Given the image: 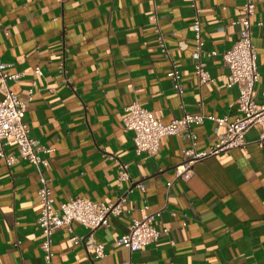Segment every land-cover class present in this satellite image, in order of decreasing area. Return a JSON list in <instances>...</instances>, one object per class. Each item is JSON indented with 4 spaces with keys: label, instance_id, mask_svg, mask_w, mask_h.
Segmentation results:
<instances>
[{
    "label": "crops",
    "instance_id": "obj_1",
    "mask_svg": "<svg viewBox=\"0 0 264 264\" xmlns=\"http://www.w3.org/2000/svg\"><path fill=\"white\" fill-rule=\"evenodd\" d=\"M251 18L258 81L254 101L264 104V0H253ZM244 0H0V61L21 74L7 88L26 100L29 136L51 150L45 177L57 210L71 199L111 204L124 197L123 213L93 233L104 256L95 258L69 242L66 228L52 235V264H264V150L260 128H250L246 152L234 149L175 176L185 132L160 141L155 156L136 155L125 109L137 104L161 123L184 114L235 120L238 90L227 87L220 54L238 40ZM199 11L204 43L201 63L211 82L200 84L191 58V26ZM169 58L158 47L153 18ZM180 42L187 49L179 51ZM216 52L218 56H208ZM180 74L181 95L168 74ZM38 69L41 75L35 74ZM35 83V85H33ZM4 92L0 88V100ZM195 150L208 151L224 132L205 120L193 125ZM0 159V264H43L39 181L15 145ZM128 180H121L120 166ZM170 183V186L168 184ZM142 186V189L139 187ZM159 213L156 244L130 253L116 243L134 219ZM74 235L88 231L76 223Z\"/></svg>",
    "mask_w": 264,
    "mask_h": 264
},
{
    "label": "built area",
    "instance_id": "obj_2",
    "mask_svg": "<svg viewBox=\"0 0 264 264\" xmlns=\"http://www.w3.org/2000/svg\"><path fill=\"white\" fill-rule=\"evenodd\" d=\"M254 10L253 0H244L241 15L233 23L239 27L238 40L229 50L219 55L223 65L228 70L227 87L235 86L238 90V98L235 104L239 116L235 120L229 121L227 117L215 118L202 114H184L180 119L163 124L150 111L137 104H132L125 109L122 124L124 130L133 135L132 140L136 155L155 156L163 138L185 132V137L190 146L183 150L182 160L175 167V176L178 179L188 180L191 177L193 166L204 159L221 153H228L234 149L246 152L245 135L253 126L260 128L256 143L264 150V104H256L253 97L258 81L251 23ZM195 12L196 16L191 26L195 46L191 58L194 61V73L199 83L204 85L211 82V79L200 60L204 43L201 37L199 11L196 10ZM152 23L155 27L156 40L161 54L163 57L169 58V51L165 45L156 15ZM177 48L179 51H184L187 49V45L180 42ZM208 56H218V54L210 52ZM5 69L6 65L0 61V88L4 92V97L0 100V159L4 160L7 165L13 164L15 159L6 156L5 147L15 145L20 158L33 165L37 171L38 198L41 209L36 223L43 238L41 244L44 253L43 264H52V235L62 228H66L70 233L69 242L72 245H82L88 252H92L95 258L103 257V249L95 242L92 235L98 228L106 226L111 217L123 213L124 197H118L111 204L71 198L61 203L59 209L56 210L53 207L54 200L48 186V180L45 177V171L48 169V160L45 156L52 151L39 146L36 141L30 138L28 126L24 122L26 107L31 102L34 91L30 89L26 100H20L16 94L7 88V82L16 81L21 74H9ZM35 74L40 76L41 72L36 69ZM168 76L173 83L174 91L181 95L180 74L176 67L172 66ZM205 120L212 121L217 127L224 128V132L218 136L217 142L208 151L198 152L195 150L196 137L191 133L190 128L193 125H201ZM120 170V179L128 180L127 166L121 165ZM139 187L142 189V186ZM157 217H159V213H147L141 219L132 220L127 232L118 239L116 244L130 253L156 244L161 235L160 231L154 227V221ZM73 223L87 230L88 235L86 237L74 235L71 229Z\"/></svg>",
    "mask_w": 264,
    "mask_h": 264
}]
</instances>
